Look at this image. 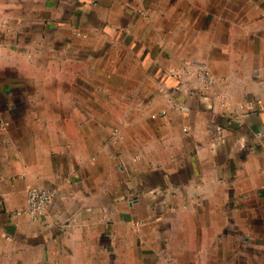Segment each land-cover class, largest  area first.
Masks as SVG:
<instances>
[{"label": "crops", "instance_id": "crops-1", "mask_svg": "<svg viewBox=\"0 0 264 264\" xmlns=\"http://www.w3.org/2000/svg\"><path fill=\"white\" fill-rule=\"evenodd\" d=\"M0 264H264V0H0Z\"/></svg>", "mask_w": 264, "mask_h": 264}, {"label": "built area", "instance_id": "built-area-1", "mask_svg": "<svg viewBox=\"0 0 264 264\" xmlns=\"http://www.w3.org/2000/svg\"><path fill=\"white\" fill-rule=\"evenodd\" d=\"M167 73L169 76L180 81L194 75L193 71L187 67L170 68L167 69ZM195 76H197L199 87L193 89V93L198 96L203 95L206 98L207 93L216 84V78L204 67H200ZM251 105L253 106L252 103ZM55 197L56 191L54 190L30 188L27 192L26 211L33 217H39L46 211Z\"/></svg>", "mask_w": 264, "mask_h": 264}]
</instances>
